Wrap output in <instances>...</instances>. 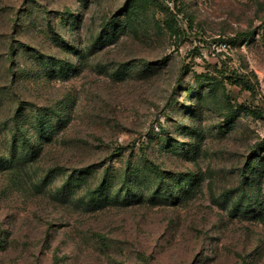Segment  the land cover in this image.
I'll use <instances>...</instances> for the list:
<instances>
[{
	"label": "rangeland",
	"instance_id": "374dc122",
	"mask_svg": "<svg viewBox=\"0 0 264 264\" xmlns=\"http://www.w3.org/2000/svg\"><path fill=\"white\" fill-rule=\"evenodd\" d=\"M0 264H264V0H0Z\"/></svg>",
	"mask_w": 264,
	"mask_h": 264
},
{
	"label": "trees",
	"instance_id": "16d2710c",
	"mask_svg": "<svg viewBox=\"0 0 264 264\" xmlns=\"http://www.w3.org/2000/svg\"><path fill=\"white\" fill-rule=\"evenodd\" d=\"M172 36L176 37L177 36V31L172 29ZM62 73H65V69H61ZM240 83H242V87H244L245 89H248L250 91H255V87L254 85H252L251 81L249 80L248 77H245L243 75L242 79L239 80ZM36 153L35 149L33 147V145H29L28 149H27V153H11L10 156V160L9 162L11 163V161L13 163L17 162H25L26 160H29L30 157L32 156V154ZM162 175L158 176V178L161 181H164V176L163 173L161 172ZM50 176L46 177L43 181L44 182H48V184L50 183L49 178ZM194 180L193 182L190 181L192 179V176L184 179V180H180L178 179L179 185L183 186L186 182H191V186L189 187L190 189L187 190V192L185 193L186 195L189 194L191 190H193L199 183V180L197 179V176H193ZM53 179V177H50ZM81 182V180H79L78 178H76L75 176H70L67 178V180L63 183L62 187H60L57 190V198H59L60 200H62L63 202L69 203V202H73L74 200V188L73 186L78 185ZM108 192V182L107 180H104L101 184V186H99L98 188L95 189V191L91 192L89 194L88 199H86L85 197H80L78 199H76V203L79 204L80 206H83L84 208H86L87 210H94V209H98L103 207L104 202L107 200V195L106 193ZM159 198H164V199H173L175 198L174 193L169 192L166 193L165 195H161ZM127 199H131V200H138L139 199V195H130V197H127ZM254 207L251 206V208L249 209L248 212H251L252 214L258 213L259 211L257 209H253ZM233 212L236 214L238 212H240L242 209L239 207V204H235L233 207Z\"/></svg>",
	"mask_w": 264,
	"mask_h": 264
}]
</instances>
